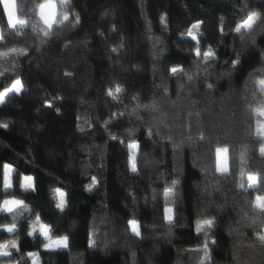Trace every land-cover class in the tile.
Listing matches in <instances>:
<instances>
[{
    "label": "trees",
    "instance_id": "obj_1",
    "mask_svg": "<svg viewBox=\"0 0 264 264\" xmlns=\"http://www.w3.org/2000/svg\"><path fill=\"white\" fill-rule=\"evenodd\" d=\"M19 4L29 6L26 19L35 18L34 0ZM70 8L57 33L27 28L29 51L0 56V90L16 77L25 88L0 105V201L25 200L31 211L17 228L31 226L38 212L69 246L45 250L39 231L27 232L0 264H34L28 253L38 254L37 264H264V246H249L264 234L259 224L249 226L257 215L264 220L252 206L264 195V156L251 111L264 99V0H70ZM251 11L261 13L253 30L235 32ZM198 21L201 53H215L208 61L195 56L196 41L187 35ZM156 37L162 51L154 50ZM64 57L74 58L75 68L63 69ZM134 140L136 172L128 161ZM224 145L229 173L222 175L215 148ZM5 163L13 166L7 190ZM240 167L258 174V190L238 187ZM25 175L33 176L35 191L20 187ZM57 188L66 194L63 210ZM165 189L173 195L166 198ZM166 206L174 209L171 224ZM11 215L0 212V224ZM206 219L213 225L197 233ZM94 222L98 241L91 245ZM10 238L0 229V241Z\"/></svg>",
    "mask_w": 264,
    "mask_h": 264
},
{
    "label": "snow or ice",
    "instance_id": "obj_2",
    "mask_svg": "<svg viewBox=\"0 0 264 264\" xmlns=\"http://www.w3.org/2000/svg\"><path fill=\"white\" fill-rule=\"evenodd\" d=\"M14 4H15V9H16V17L17 20H19L22 16L21 13L23 11V7L19 4V0H13ZM62 3L67 5L69 3V0H62ZM0 6H2L3 9V13L4 16L6 18V22H7V28H13V25L9 24V17H8V10L6 8V4H5V0H0ZM61 6V0H59V9ZM34 11H37V4L34 5ZM253 17L252 20V24L249 25L246 23V21L248 20L249 17ZM260 18V16H258L257 13H255V11H251L247 14L246 18L242 19L239 23H237L234 31L237 33H241L242 29L243 30H247V31H251L253 30L254 24L257 22V20ZM57 19H60V11L57 14ZM64 21H68L69 20V16H64L63 17ZM222 19V18H221ZM80 22V18L77 15L75 17V19L72 21V26L74 27L76 24H78ZM162 22H163V18H162ZM55 24V21L53 22ZM201 22H197L195 24L192 25V27L190 29H188L187 31V35L189 37L192 38L193 41H196V47L192 50L193 53L195 54L196 57H200L201 54L203 56V59L205 61H208L210 58H213L215 56L214 51L212 50L211 47H208L207 50L203 51V53H201V48L199 46V39H198V35H197V29H199ZM222 31V29H221ZM17 32H22L20 30H17ZM52 35V31L48 28L45 29V36H50ZM5 38V33H4V29L3 27H0V40H3ZM243 35L241 36V39H243ZM255 42L254 38H253V43ZM26 49H10V52H17L20 54H23L24 52H26ZM235 63V62H234ZM170 73L175 75L178 71H182V66L181 67H171L170 68ZM0 75H3V73H0ZM189 80L192 79V76L188 77ZM207 87L209 89H211L213 87L212 84H208ZM25 90L24 88V83L21 80L20 77H16L9 86L4 87L2 90H0V105H3L6 101V98L9 97L10 94H20L21 92H23ZM121 88L119 86H117L116 88V92H120ZM109 96L113 95V92L111 89L108 90L107 93ZM253 95H255V93H253ZM46 106L51 107V103L50 102H45ZM57 111H59L57 109ZM191 115V113L189 114ZM197 116H199V113L196 114ZM4 128H7L8 126L5 124L3 125ZM148 134L151 135L152 134V130L149 129ZM260 141V145H259V152L262 156H264V136H259L257 135V137ZM113 139H115V137H113ZM128 148H129V157H128V161H129V165H130V170L132 172H136L137 171V164H136V155H137V150L139 149V142L138 141H132L128 144ZM215 155H216V172L224 175V174H228L229 173V147L227 145L224 146H217L215 148ZM241 159L243 160V153H241ZM12 172H13V166L9 165L7 163H5L3 165V178H2V183H3V187L4 189H11L13 187V178H12ZM245 172L243 167H240L239 170V175H240V180H243V183H241L239 181L238 187L240 189H243L245 192H248L249 189H254V190H258L261 184V179L258 176L257 173L255 172H247V175H243V173ZM7 177V179H6ZM254 179H250L253 178ZM92 180L95 182L96 181V177L93 176ZM173 184L178 183V181H173ZM20 187L25 191H35V183H34V178L31 175H25L20 183ZM89 191H91V188L88 189ZM63 194V197H62ZM164 195L166 198H169L173 195V193L171 192L170 189H165ZM55 196L57 198V204L56 207L58 209L63 210L66 207V194L65 192L60 189L57 188L55 189ZM9 197H15V196H9ZM3 204V200L0 201V212H4V213H8V210L4 207H2ZM252 206L253 209H259L260 214H264V195H256L254 201H252ZM164 218L171 224L174 220V209L170 206H166L164 208ZM248 214L245 213V216H247ZM37 219L40 221V223H44L41 220V216L39 214V216L37 217ZM261 220L260 219V215H257L255 217H253L251 219V227H255L257 225V221ZM264 221V220H261ZM47 224V223H46ZM48 225V231L47 233L42 232L39 230V228L36 229H31L28 233V235H31V233L34 231L36 232L37 230L39 231L40 235L43 236V238L47 241V243L43 244V248L45 250H56V249H62V248H68L69 246V237L67 235L64 236H57L54 237L51 232V226L49 224ZM128 225L130 226L131 232L134 233L136 236H140L141 232H140V227H139V222L136 219H130L128 220ZM213 225V220L211 219H206V220H202L197 222L196 225V232L199 233L203 230V226H208L211 227ZM0 229L6 231L7 233H14L17 228H12L11 231L9 232V229L7 227H5L3 224H0ZM50 240H56L59 241V243L55 244V245H50L49 241ZM90 244H94L95 242L90 240L89 242ZM213 243H215V241H213ZM259 244L264 246V234L257 232L256 233V240L253 241L252 244H250L249 246H253L255 244ZM10 248H15L17 251H19V247H18V243H13L11 246H9L7 251H3L0 250V256L2 257H10L12 255V253L9 251ZM203 250L205 252V254L207 255L208 253V243L207 241L204 243L203 245ZM38 254H34V253H28V256L34 257ZM35 264V262H34Z\"/></svg>",
    "mask_w": 264,
    "mask_h": 264
},
{
    "label": "clouds",
    "instance_id": "obj_3",
    "mask_svg": "<svg viewBox=\"0 0 264 264\" xmlns=\"http://www.w3.org/2000/svg\"><path fill=\"white\" fill-rule=\"evenodd\" d=\"M6 8L8 10V17H9V24L13 25L14 27L11 29L20 30L23 31L25 28H31L33 32H39L43 33L45 36V29L48 28L50 30L53 29V26H62L65 21L63 19L64 16H69L68 7L69 3L67 5L62 3L61 0V6H60V19H57V0H40V2L37 4V11L35 12V18H23L21 17L19 20H17L16 17V9L15 4L13 0H5ZM255 13L258 14V16L261 15L258 11H255ZM253 17H249L246 21L247 24H252ZM55 21V24L53 23ZM10 53V49L7 51H0V56L7 57ZM5 71H8L6 68ZM258 87L259 91L261 93H264V79H261L258 81ZM252 114L254 116V133L253 135L257 137L264 136V99H262L259 104H257L254 108L251 109ZM243 175H247L246 172L243 173ZM7 179V177H6ZM250 179H254L250 178ZM241 183H243V180H240ZM259 195V194H258ZM63 197V194H62ZM2 207L6 208L8 210L9 214L11 215V222L10 223H4L3 225L9 229V232L12 228H17V221L21 216H23L25 213H28L31 211V206L28 202H26L23 199L17 198V197H5L3 199ZM39 216V213L37 212L35 215V218L31 221V229L39 228L40 231L47 233L48 231V225L46 223H40V221L37 219ZM257 224L260 225L261 228H264V221L258 220ZM34 231L31 233L32 236ZM18 237L15 239H6L4 241H0V250L7 251L9 246H11L13 243H18ZM50 245H55L59 243V241L56 240H50Z\"/></svg>",
    "mask_w": 264,
    "mask_h": 264
},
{
    "label": "rangeland",
    "instance_id": "obj_4",
    "mask_svg": "<svg viewBox=\"0 0 264 264\" xmlns=\"http://www.w3.org/2000/svg\"><path fill=\"white\" fill-rule=\"evenodd\" d=\"M35 4H38L40 2V0H34ZM30 5V4H28ZM57 11L59 12V0H57ZM23 13L21 14V16L23 18L27 17V14H29V6L25 7V9H23ZM68 12L71 14V8H70V0H69V7H68ZM200 22V21H198ZM197 23V22H195ZM193 23V24H195ZM192 24V25H193ZM201 24V23H200ZM203 25L205 26L204 28V32H207V29L210 25V22L208 20L203 21ZM65 24H63L62 26H53V29L51 30L53 34L57 33L59 31V29L61 30L62 27H64ZM0 27H3L4 29V33H5V38L3 40H0V51H7L9 49H26L28 52L31 46V38L29 37L30 35V31H28L27 28H25L22 32H17V30L15 29H11V28H7V22L5 17L2 15V13H0ZM200 30V26L199 29H197V33ZM162 42L161 40L156 37L154 40V50L155 51H162ZM26 52H24L23 54L17 53V52H10L9 54H14V55H19L22 56L24 55ZM61 65L62 68L65 70H72L73 68H75L76 65V61L74 60V58L72 57H64L61 60ZM24 177V176H23ZM22 177V179H23ZM31 230V226H25V225H21L19 228H17V230L12 233V239H15L17 237H21L23 236L25 233H29V231ZM91 240L94 241V244L91 245H96L97 241H98V226L96 225V223L94 222V224L92 225V230H91ZM47 243V241H46ZM33 262H35V264H37V256L32 257Z\"/></svg>",
    "mask_w": 264,
    "mask_h": 264
}]
</instances>
